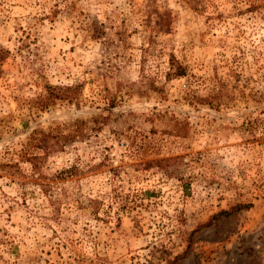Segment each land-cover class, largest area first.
Wrapping results in <instances>:
<instances>
[{
	"label": "rangeland",
	"instance_id": "rangeland-1",
	"mask_svg": "<svg viewBox=\"0 0 264 264\" xmlns=\"http://www.w3.org/2000/svg\"><path fill=\"white\" fill-rule=\"evenodd\" d=\"M0 264H264V0H0Z\"/></svg>",
	"mask_w": 264,
	"mask_h": 264
},
{
	"label": "trees",
	"instance_id": "trees-1",
	"mask_svg": "<svg viewBox=\"0 0 264 264\" xmlns=\"http://www.w3.org/2000/svg\"><path fill=\"white\" fill-rule=\"evenodd\" d=\"M182 74H183V71H182L181 67L177 66L175 71H174V75H182ZM34 157H36V155L30 157L29 160L34 159Z\"/></svg>",
	"mask_w": 264,
	"mask_h": 264
}]
</instances>
